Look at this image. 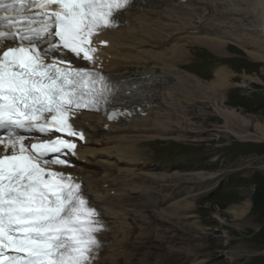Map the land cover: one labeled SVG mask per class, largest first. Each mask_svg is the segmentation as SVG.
<instances>
[{"label":"snow or ice","instance_id":"1","mask_svg":"<svg viewBox=\"0 0 264 264\" xmlns=\"http://www.w3.org/2000/svg\"><path fill=\"white\" fill-rule=\"evenodd\" d=\"M134 6L0 0V264H94L107 230L102 213L81 183L53 166H68L63 157L75 154L68 138L84 139L74 114L99 110L115 91L68 55L94 65L93 38L120 26Z\"/></svg>","mask_w":264,"mask_h":264},{"label":"bare ground","instance_id":"2","mask_svg":"<svg viewBox=\"0 0 264 264\" xmlns=\"http://www.w3.org/2000/svg\"><path fill=\"white\" fill-rule=\"evenodd\" d=\"M144 6L142 12L137 9L128 12L124 16L125 27L113 33L111 41L114 58L110 70L140 79L147 88L148 102L152 103L149 108L141 105L145 114H133L128 119V126L109 125L104 133L105 138L101 136L100 140L89 141L90 145L99 141L106 144L107 151L102 150L106 160L101 166L109 164V160L120 166L114 177L106 173L98 180L83 178L87 197L102 208L110 223L114 221L121 226L116 233L107 235L111 243L97 264H145L139 259L130 260L126 253H139V249H142V240L130 241L132 220L128 217L140 216V209L144 206L141 200L149 198L154 213L161 217L167 214L163 208L165 199H162L159 188H162L161 184L166 180L183 179L199 184L210 183L219 176L203 172L180 177L176 173L169 175L166 172L136 173L135 167L144 170L148 167V162L143 160L147 151H142L141 146L155 139L183 141L190 138V133L183 134L185 128L181 124L187 125L194 115L221 118L224 124L220 132L230 134L239 141L264 142V120L259 121L256 117L225 106V93L234 85L230 81L233 77L231 72L218 67L213 72V79L207 81L181 69L186 64L187 55H191L189 47L193 45L204 47L217 56L225 55L227 47L234 45L249 59L264 65V0H157ZM145 43L147 47H143ZM134 45L139 47L137 52L122 54L123 50ZM141 103L144 102L138 104ZM89 119L99 120L93 116ZM171 125L177 126L178 130L174 131ZM249 127L253 128V133L249 132ZM98 151L88 148L86 152L79 150V155H95ZM135 181L139 183L134 184ZM152 185H157L156 191ZM199 190V193L206 192L204 187ZM182 203L181 207L175 203L174 209L182 208L186 211L191 206L188 200ZM249 205L245 203L242 209L230 208L231 214L235 218L241 217ZM172 212L175 213L173 209ZM176 216L168 212L170 220H180Z\"/></svg>","mask_w":264,"mask_h":264},{"label":"rangeland","instance_id":"3","mask_svg":"<svg viewBox=\"0 0 264 264\" xmlns=\"http://www.w3.org/2000/svg\"><path fill=\"white\" fill-rule=\"evenodd\" d=\"M204 49L206 48L201 46L192 48L191 55L186 57L185 71L211 80L215 69L223 66L233 74L230 81L234 84L225 93V106L240 108L241 111L236 110L244 115L256 117L259 121L264 120V65L249 59L233 45L227 47L228 55L224 56H215ZM186 66L190 69L188 70ZM238 102L241 106H238ZM223 124L221 118L217 116L194 115L187 125L181 124V127L185 128L182 130L183 134L190 133V138L186 140L191 141L177 143L170 150H165L167 149L165 143L157 145L165 151L159 152L160 156L155 152L157 154L153 159L156 160V170L166 172L170 170L173 172L167 174L176 173L178 176L195 172L219 176L210 183L195 184L192 181L173 178L162 183L161 185L165 186L162 187L163 190L168 191L166 194L160 193L162 199H165L163 208L165 207L167 215L159 217L154 213L158 223L156 226H159L156 230L157 243L150 244V238L146 234L147 227L137 226L133 220L137 216H130L131 227L134 230H131L130 241L140 239L143 243L139 253L126 252L130 260L139 259L145 264L151 262L154 264H196V262L197 264H264V142L257 143L252 140L242 142L230 134H223L220 132ZM173 130H178L177 126H173ZM248 130L252 133L254 131L252 127ZM142 151L147 150L142 147ZM143 156L144 162L147 161L149 164L152 153L147 151ZM102 167L104 166L98 168ZM102 169L105 170V167ZM134 169L136 173L142 172L138 166ZM93 173L95 175L93 178L98 177L97 172ZM221 177L223 180H220ZM138 183L137 181L134 184ZM145 184L149 185L147 182ZM202 187L206 192L199 193ZM212 187L214 189L210 191ZM181 191L183 197L174 200L176 197L172 198V195H178ZM168 197L170 200H167ZM185 200L191 203L189 209L185 211L179 208L176 211L173 205ZM141 202L144 204L143 208L148 205L151 207L149 198L147 200L143 198ZM245 203H249V207L241 217L235 218L230 208L242 209ZM182 205L180 204V207ZM146 211L151 213L150 209ZM168 212L177 215L180 220H170ZM139 215L138 220H143L145 223L146 216L141 212ZM164 221L173 222L174 225L165 222L162 226ZM164 228L173 231L170 234L166 232L165 243H162L160 234L165 233ZM180 242L183 244L182 247H179ZM163 254H166L165 258H162Z\"/></svg>","mask_w":264,"mask_h":264}]
</instances>
